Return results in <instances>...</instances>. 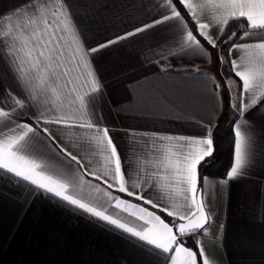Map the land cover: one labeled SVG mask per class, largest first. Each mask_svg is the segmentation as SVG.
I'll return each instance as SVG.
<instances>
[{
	"label": "snow or ice",
	"instance_id": "1",
	"mask_svg": "<svg viewBox=\"0 0 264 264\" xmlns=\"http://www.w3.org/2000/svg\"><path fill=\"white\" fill-rule=\"evenodd\" d=\"M161 6L150 21L94 46L88 43L90 15L69 0H26L0 16V63L12 80L0 82V171L112 226L162 264H216L201 238L187 246L192 237L207 236L214 222L204 190L208 178L199 174L215 151L214 125L201 124L200 137L144 132L137 140L128 130L122 148L98 113L102 85L94 59L166 25L168 54L161 60L183 53L218 62L219 79L199 67L183 71L209 77V94L219 101L223 90L228 107L244 117L264 107V0H162ZM233 22L238 31L228 35ZM233 123L234 162L218 183L244 176L252 160L248 121L243 128ZM136 153L143 155L134 162ZM116 210L138 227L117 218Z\"/></svg>",
	"mask_w": 264,
	"mask_h": 264
},
{
	"label": "crops",
	"instance_id": "2",
	"mask_svg": "<svg viewBox=\"0 0 264 264\" xmlns=\"http://www.w3.org/2000/svg\"><path fill=\"white\" fill-rule=\"evenodd\" d=\"M69 2L90 15L88 43L92 46L130 31L164 11L162 6L157 7L162 0ZM25 3L26 0H0V16H7ZM235 27L238 29L237 23ZM167 35V26L160 25L96 54L94 64L102 85L98 103L102 124L112 129L111 134L123 148L129 142L125 134L128 130L136 133L137 140L144 132L200 137L204 134L201 124L211 122L215 128L232 115L243 128L247 120L252 132L247 137L252 145V160L246 174L228 183H218L226 175L204 174L208 161L200 167V176L208 178L204 190L210 192L207 208L214 222L207 236L192 237L187 246L194 248L192 241L201 238L206 249L214 253L216 264H264V107H254L244 117L232 109L225 110L224 92L221 91L222 99L217 101L206 90L211 88L210 83L205 87L209 77L183 71L199 67L218 79L222 66L215 60L204 62L183 53L161 60L162 54H168V46L163 44ZM163 68L170 70L162 71ZM218 68L220 72L216 71ZM224 69L230 79H236L227 67ZM0 82L12 84L2 63ZM234 128L235 124L233 131ZM56 131L63 135L61 130ZM142 155L136 153L134 162ZM233 162L234 154L231 166ZM116 214L117 218H126L119 210ZM126 219L130 226L138 227L134 218ZM0 264L162 262L112 226L59 205L0 171Z\"/></svg>",
	"mask_w": 264,
	"mask_h": 264
},
{
	"label": "trees",
	"instance_id": "3",
	"mask_svg": "<svg viewBox=\"0 0 264 264\" xmlns=\"http://www.w3.org/2000/svg\"><path fill=\"white\" fill-rule=\"evenodd\" d=\"M235 25L236 22L230 24L228 35H230L232 31H238V29H235ZM225 39H227V35ZM223 101L225 110L229 111L231 108L228 107V96L225 94H223ZM234 119L235 117L230 115L224 123H217L215 126L213 130L215 151L211 157L212 161L208 160L203 168L204 174L214 177H223L229 171L234 154Z\"/></svg>",
	"mask_w": 264,
	"mask_h": 264
},
{
	"label": "rangeland",
	"instance_id": "4",
	"mask_svg": "<svg viewBox=\"0 0 264 264\" xmlns=\"http://www.w3.org/2000/svg\"><path fill=\"white\" fill-rule=\"evenodd\" d=\"M224 68H226V67H224ZM216 71H219V72H220L219 68H218V70L216 69ZM226 73H227V72H226L225 69H224L223 74H224V75H227ZM222 92H224V91L222 90Z\"/></svg>",
	"mask_w": 264,
	"mask_h": 264
}]
</instances>
